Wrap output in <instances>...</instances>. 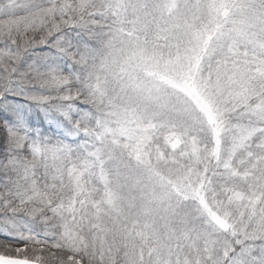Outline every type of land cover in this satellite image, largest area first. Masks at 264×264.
Instances as JSON below:
<instances>
[{"label": "snow or ice", "instance_id": "6c2138e0", "mask_svg": "<svg viewBox=\"0 0 264 264\" xmlns=\"http://www.w3.org/2000/svg\"><path fill=\"white\" fill-rule=\"evenodd\" d=\"M0 264H264V0H0Z\"/></svg>", "mask_w": 264, "mask_h": 264}]
</instances>
